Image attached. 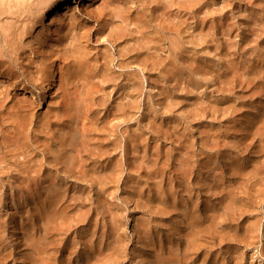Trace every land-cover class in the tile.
Segmentation results:
<instances>
[{
    "label": "rangeland",
    "instance_id": "rangeland-1",
    "mask_svg": "<svg viewBox=\"0 0 264 264\" xmlns=\"http://www.w3.org/2000/svg\"><path fill=\"white\" fill-rule=\"evenodd\" d=\"M152 1L69 3L91 54L107 59L88 106L67 85L43 96L36 79L53 16L31 27L18 21L29 5L0 14L12 50L0 68V264H164L193 202L214 215L202 250L212 264H264V0ZM120 7L145 29L112 33ZM204 60L211 73L197 71Z\"/></svg>",
    "mask_w": 264,
    "mask_h": 264
},
{
    "label": "bare ground",
    "instance_id": "bare-ground-1",
    "mask_svg": "<svg viewBox=\"0 0 264 264\" xmlns=\"http://www.w3.org/2000/svg\"><path fill=\"white\" fill-rule=\"evenodd\" d=\"M80 1L82 0H0V5L5 3L4 4L5 7H3V9L2 7L0 8V14L2 12L4 13V11L13 14V13L19 12V9H21L19 6H22L24 4L26 6L29 5L30 13L28 14V16L27 17L23 16L20 19H18V21L21 24L22 21L27 19L25 23H29L31 27L34 26L37 23V21L43 17V15L49 14L53 16L52 19H54L53 21L56 25L55 26V38L54 36H51V38H47V40L41 39L42 43H44V46H42V48L39 49V54L41 56V62L45 64L41 65V69H39L40 74L36 77V79L39 80L40 82L43 96L45 95L46 92H49V88L51 87V84H55L56 89L57 88L61 89L62 87L67 85L69 92H75L81 95L85 94V98L81 97V99L84 101L85 106H88V104L91 102L86 100V96L89 95L91 91H94L96 89L94 88L96 86V84L94 83V79L102 76L103 73L106 74V70H107L106 60L107 59H105L103 55L101 56V54L95 55V53H92L95 56L91 54L90 52L91 50L88 47L86 32H84V27L82 26L76 27V24L72 23L76 19V15L71 10L73 9V7H70L69 3L70 4L77 3ZM113 9H114L113 17H115L116 19H119V22L117 21H114L115 23L111 22V24H114L115 25L114 27L117 28L115 31L110 30L112 33L116 34L120 32L121 30H123V25H121L123 22L126 25L133 23L145 29L143 27L145 25V20L141 19L137 12L134 16H130L129 8H126L128 11L121 9V7L113 8ZM10 20H13V22L16 21V19H13V17ZM166 20L167 18H163L161 24H164ZM200 30L198 31V34L201 35L202 31ZM24 31H25V28H23L21 31L18 32V37H16L17 42L18 41L21 42V38L23 36ZM137 31L142 32L140 33L141 38L143 36H146L147 38H149L150 41L152 42L154 41L153 44L157 42L154 39L156 38L154 30L151 31L153 32V34L147 33L145 31H140V29H137ZM184 35H182V37H184ZM116 38L117 37H115V39ZM180 41L182 42V40H180L179 38H171L170 47L174 51L176 55L175 57L178 58L179 56H181L183 59L184 53L187 54L188 51L182 45H180L181 44ZM183 42H185V40H183ZM61 43L65 46L64 51H60L58 48L62 46ZM66 44H68L67 48H66ZM124 45L126 44H123L122 47ZM129 45L130 47L127 46V48H130V50L133 49L132 45L131 44ZM57 48L58 50H56ZM176 49H179L178 55H177L178 51ZM127 50L129 49H126V51ZM130 50L127 52H130ZM11 53H12V50L8 49L5 43L3 46L0 44V68L5 66L8 63L7 60L6 61L4 60L3 58L4 55L6 56L8 54V56L11 57L10 55ZM189 54L191 55V53L188 52V55ZM15 55L19 57L17 54ZM64 55L66 56L62 60L59 59L61 56H64ZM132 57L138 59L140 55L135 54V55H132ZM188 57H189V60L191 61L196 60L194 56H191V57L188 56ZM185 58L184 60L188 61ZM100 59L103 60L102 63ZM29 61L32 62V58ZM195 62H197V60ZM129 63H132V62H129ZM2 71L3 70L0 69V75L2 76H7L8 74H10L9 73L10 69L1 73ZM197 71L202 72V73H211L213 71V66L211 65V62L209 61L207 62L204 60L200 62ZM29 72L31 75L37 73V67L35 68V70L31 67L29 69ZM0 82L2 83L1 78H0ZM71 87L75 88V90L71 89ZM74 99L75 101H79L78 97H75ZM63 133H64L63 135L64 140L70 143L71 140L69 138H66V136L67 135L71 136L73 131H70L68 129V130H64ZM67 142H64V143H67ZM13 150L14 149H12V151ZM26 150L27 149H25V151ZM13 152L15 154L14 156H20L24 154V150L21 149L20 147L19 148L17 147V149H15ZM69 154L71 153L69 152ZM72 155L73 153L71 154V156ZM72 157L75 158L76 156L73 155ZM0 158L2 159V157ZM173 195H174L173 193L169 195L171 197L170 199L173 198ZM170 204L172 205V201H170ZM169 209L171 210L170 207ZM60 210L61 211L58 213V216L60 215V213H62V211H64V205L63 207H61ZM210 211L211 210L207 206L200 209L199 204L195 202H193L190 206L183 207V209L181 210V215L183 217V222H185V225H183L182 228L184 229V236L186 240L183 245H181L178 242L174 250H171V251L169 250V254L167 255V258L165 259L164 264H212V260L209 259V256L207 255L206 257L204 251L202 252L203 249L206 250V247H208L207 246L208 237L212 236L210 235L211 230L209 231V229L211 227L210 221L214 220L213 219L214 215H213V212H211V214L209 215L208 213ZM63 216L64 215H62V217ZM58 218L59 220H61V217H58ZM56 222H59V221H56ZM50 230H55V229H50ZM48 243H45V244L47 245ZM49 244H51V241ZM52 245L54 246L55 244H52ZM39 246H37L38 249L35 251H38L40 249ZM43 248H44V245H43ZM41 250H43L42 247L37 252V254L39 253L38 255L39 257H41L40 256ZM42 254H44V251H42ZM36 256L34 255L33 257H36ZM38 260H40L39 263H41V260L43 259L39 258Z\"/></svg>",
    "mask_w": 264,
    "mask_h": 264
}]
</instances>
